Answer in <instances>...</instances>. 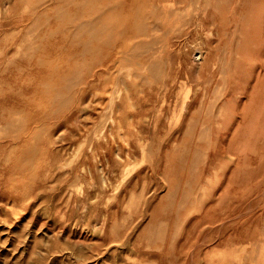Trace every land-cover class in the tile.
Listing matches in <instances>:
<instances>
[{"label": "rangeland", "instance_id": "374dc122", "mask_svg": "<svg viewBox=\"0 0 264 264\" xmlns=\"http://www.w3.org/2000/svg\"><path fill=\"white\" fill-rule=\"evenodd\" d=\"M0 264H264V0H0Z\"/></svg>", "mask_w": 264, "mask_h": 264}, {"label": "bare ground", "instance_id": "6f19581e", "mask_svg": "<svg viewBox=\"0 0 264 264\" xmlns=\"http://www.w3.org/2000/svg\"><path fill=\"white\" fill-rule=\"evenodd\" d=\"M156 10V9H155ZM100 11V10H99ZM117 21V20H116ZM120 23V22H119ZM92 24V23H91ZM94 24V23H93ZM97 28V27H96ZM114 28V27H113ZM111 30H112V28H111ZM115 31V30H114ZM130 42H131V40H130ZM130 78V77H129Z\"/></svg>", "mask_w": 264, "mask_h": 264}]
</instances>
